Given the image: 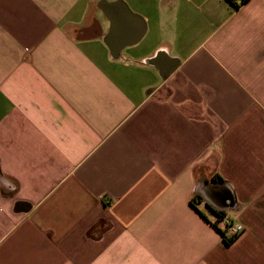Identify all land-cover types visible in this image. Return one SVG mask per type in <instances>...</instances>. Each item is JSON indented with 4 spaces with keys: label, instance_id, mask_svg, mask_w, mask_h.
<instances>
[{
    "label": "crops",
    "instance_id": "0c3cea01",
    "mask_svg": "<svg viewBox=\"0 0 264 264\" xmlns=\"http://www.w3.org/2000/svg\"><path fill=\"white\" fill-rule=\"evenodd\" d=\"M235 1L0 0V264H264V0Z\"/></svg>",
    "mask_w": 264,
    "mask_h": 264
},
{
    "label": "built area",
    "instance_id": "2783aa9c",
    "mask_svg": "<svg viewBox=\"0 0 264 264\" xmlns=\"http://www.w3.org/2000/svg\"><path fill=\"white\" fill-rule=\"evenodd\" d=\"M219 222L222 223V227L220 228L223 239L227 241L233 242L236 238H240L245 231V228L242 225L232 223L231 219L222 218L219 219Z\"/></svg>",
    "mask_w": 264,
    "mask_h": 264
},
{
    "label": "trees",
    "instance_id": "16d2710c",
    "mask_svg": "<svg viewBox=\"0 0 264 264\" xmlns=\"http://www.w3.org/2000/svg\"><path fill=\"white\" fill-rule=\"evenodd\" d=\"M235 7L239 8V5L236 3L235 0H229ZM246 0H243L242 2L244 3ZM217 216L219 219H222V218H225L223 216V213H217ZM232 242L231 241H227V244H231Z\"/></svg>",
    "mask_w": 264,
    "mask_h": 264
},
{
    "label": "water",
    "instance_id": "95a60500",
    "mask_svg": "<svg viewBox=\"0 0 264 264\" xmlns=\"http://www.w3.org/2000/svg\"><path fill=\"white\" fill-rule=\"evenodd\" d=\"M130 14H132L131 12H129Z\"/></svg>",
    "mask_w": 264,
    "mask_h": 264
}]
</instances>
